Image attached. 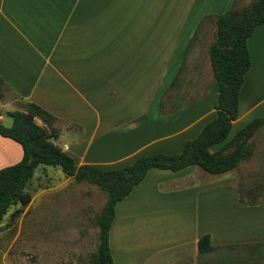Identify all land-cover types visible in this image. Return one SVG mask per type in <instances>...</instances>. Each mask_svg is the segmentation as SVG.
<instances>
[{
  "label": "crops",
  "instance_id": "1",
  "mask_svg": "<svg viewBox=\"0 0 264 264\" xmlns=\"http://www.w3.org/2000/svg\"><path fill=\"white\" fill-rule=\"evenodd\" d=\"M238 1L0 0L3 98L12 93L23 103L1 99L0 120L11 126L10 112L25 110L28 102L39 105L55 117L53 142L78 165L120 169L142 156L173 154L169 150L181 143L172 142L176 135L196 137L216 117L218 88L209 55L212 79L191 87L199 92L195 99L160 110L165 88L182 71L193 37L213 21L209 17ZM248 48L252 65L233 126L264 105V24ZM197 51L187 64L195 77L204 70ZM22 154L18 143L0 135V169ZM232 171L150 170L116 205L110 229L114 264H177L188 257L200 258V264H264V204L245 200ZM206 234L215 250L202 255L198 241Z\"/></svg>",
  "mask_w": 264,
  "mask_h": 264
},
{
  "label": "trees",
  "instance_id": "2",
  "mask_svg": "<svg viewBox=\"0 0 264 264\" xmlns=\"http://www.w3.org/2000/svg\"><path fill=\"white\" fill-rule=\"evenodd\" d=\"M236 6L237 3L223 15L209 17L217 28L216 40L209 48L212 73L218 88L217 113L194 139L185 141L180 153L142 156L120 169L78 165L69 153L53 142L57 131L51 123L55 117L39 105L28 102L25 110L10 112L13 119L10 127L4 126L0 120V135L18 143L23 152L19 162L0 169V222L11 206L31 202L33 196L29 184L38 167L60 168L67 177L87 181L107 190L108 199L98 216V249L92 255L90 264H114L110 250V229L116 205L144 180L150 170L176 172L197 166L209 174L220 175L236 169L249 158L252 152L250 141L256 130L264 125V118L254 119L221 149L211 151L212 147L228 139L233 123L239 117L240 92L252 65L248 40L255 29L264 24V0H254L247 7ZM1 83L0 79V100L4 97ZM160 110H163L162 104ZM37 120H41L45 126L38 124ZM239 202L242 204L241 199ZM214 250L210 235L199 239V254Z\"/></svg>",
  "mask_w": 264,
  "mask_h": 264
},
{
  "label": "rangeland",
  "instance_id": "3",
  "mask_svg": "<svg viewBox=\"0 0 264 264\" xmlns=\"http://www.w3.org/2000/svg\"><path fill=\"white\" fill-rule=\"evenodd\" d=\"M252 1L239 0L237 6L247 7ZM216 31L215 22L206 21L193 37L190 46H187L189 49L182 71L173 74L169 86L165 88L168 91L163 96V111H173L195 99L199 92L193 91L191 87L201 82L207 84L212 79L210 71L206 70V62L209 48L216 40ZM196 49L199 51V57L196 58L204 68L203 74L198 77L188 68L194 62L188 59ZM168 79L162 78L158 90ZM3 99L23 106L21 100L12 93L6 94ZM257 118H264V105L252 115L238 120L227 140L230 141L240 129ZM190 133L176 135L172 142L181 143L177 150H169V153H179L185 141L194 139ZM250 144V157L229 174H237L240 191L249 197L245 198L246 201L264 204V125L256 130ZM29 191L33 196L31 202L11 206L0 222V264H90L92 255L98 249V216L108 199L107 190L87 181L67 177L60 168L46 166L36 169ZM136 248L137 245L132 246L134 251ZM200 260L198 257H188L177 264H200ZM232 261L224 260L223 263L233 264Z\"/></svg>",
  "mask_w": 264,
  "mask_h": 264
},
{
  "label": "built area",
  "instance_id": "4",
  "mask_svg": "<svg viewBox=\"0 0 264 264\" xmlns=\"http://www.w3.org/2000/svg\"><path fill=\"white\" fill-rule=\"evenodd\" d=\"M1 115V114H0ZM66 147V146H65Z\"/></svg>",
  "mask_w": 264,
  "mask_h": 264
}]
</instances>
